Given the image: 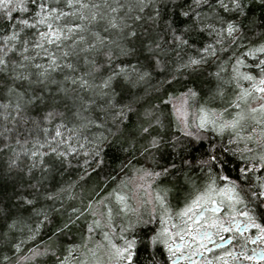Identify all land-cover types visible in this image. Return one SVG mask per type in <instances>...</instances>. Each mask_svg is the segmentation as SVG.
Segmentation results:
<instances>
[{
  "label": "snow or ice",
  "instance_id": "6c2138e0",
  "mask_svg": "<svg viewBox=\"0 0 264 264\" xmlns=\"http://www.w3.org/2000/svg\"><path fill=\"white\" fill-rule=\"evenodd\" d=\"M0 181V264H264V0H0Z\"/></svg>",
  "mask_w": 264,
  "mask_h": 264
},
{
  "label": "trees",
  "instance_id": "16d2710c",
  "mask_svg": "<svg viewBox=\"0 0 264 264\" xmlns=\"http://www.w3.org/2000/svg\"><path fill=\"white\" fill-rule=\"evenodd\" d=\"M257 15H259V11H257ZM118 167V162H113L112 160H109L107 162L106 168H105V174H115L113 172L114 168ZM120 177L117 176V180H119ZM11 188H10V183L4 184L3 181H0V194H3L5 197L10 194ZM5 203H7V200L5 199ZM46 239V236L43 237ZM11 254V253H10Z\"/></svg>",
  "mask_w": 264,
  "mask_h": 264
},
{
  "label": "flooded vegetation",
  "instance_id": "af4514ba",
  "mask_svg": "<svg viewBox=\"0 0 264 264\" xmlns=\"http://www.w3.org/2000/svg\"><path fill=\"white\" fill-rule=\"evenodd\" d=\"M250 247H254V246L250 245Z\"/></svg>",
  "mask_w": 264,
  "mask_h": 264
}]
</instances>
